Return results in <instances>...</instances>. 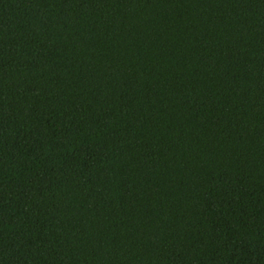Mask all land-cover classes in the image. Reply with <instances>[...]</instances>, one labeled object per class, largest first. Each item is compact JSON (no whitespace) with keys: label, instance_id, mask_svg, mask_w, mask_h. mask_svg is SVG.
Instances as JSON below:
<instances>
[{"label":"trees","instance_id":"obj_1","mask_svg":"<svg viewBox=\"0 0 264 264\" xmlns=\"http://www.w3.org/2000/svg\"><path fill=\"white\" fill-rule=\"evenodd\" d=\"M0 264H264V0H0Z\"/></svg>","mask_w":264,"mask_h":264}]
</instances>
